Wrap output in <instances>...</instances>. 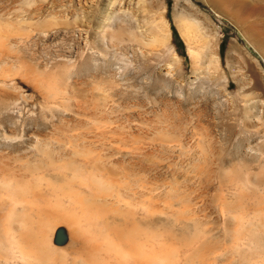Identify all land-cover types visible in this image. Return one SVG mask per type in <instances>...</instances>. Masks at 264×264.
<instances>
[{
    "label": "rangeland",
    "instance_id": "obj_1",
    "mask_svg": "<svg viewBox=\"0 0 264 264\" xmlns=\"http://www.w3.org/2000/svg\"><path fill=\"white\" fill-rule=\"evenodd\" d=\"M138 2L139 4L137 0H0L1 21L11 22L16 25L14 28L17 32H20H6L4 45L8 47L7 52L6 49L5 52L0 50V167L4 164V169L6 164H17L18 167L29 161L44 165L43 172H54L45 163L46 157L41 150L51 151L54 156L63 155L66 141L78 132L89 130L91 125L90 121L82 124L73 115V106L82 102L81 105L86 104V110H90L92 98H107V105H104L103 100L100 107L103 110L101 120L106 125L104 127L110 128V123L112 129L116 127V132L121 128L122 134L130 142H134L136 138L146 140L143 135L148 136L152 131L150 137H154L148 141L153 144L156 132L163 131L168 122V128L164 131L174 134L176 143L182 145L176 152L178 154L159 153L164 158L161 161L163 164L154 157L156 154L145 161L147 170L144 173L148 176L150 174L152 184L155 180L153 209H158V213L157 210H152L153 216L161 219L165 217L164 196L171 186V178L181 180L182 182L177 183L182 191H189L191 195L197 192V199L192 202L196 201L201 207L200 211L203 210V214L200 211L198 213L202 228L213 229L217 236L215 241L225 250L218 256V264H261L264 262V219H261L264 214L255 218L258 216L253 212L254 207L260 208L256 204L259 202L248 197L240 200L238 191L234 192V184L220 187L215 173L220 165L226 168L235 166L240 171H244L243 168L247 166L253 170L261 167L264 170V0ZM158 25L160 29H157ZM118 29L120 37L117 36ZM158 30L166 36L164 43L142 44L141 37H149ZM196 31H200V35L205 33L206 42L196 38ZM23 33V39L20 38L22 42L18 43L20 34ZM115 34L119 38H115ZM191 52H194L195 58ZM196 54L199 55V60ZM84 102L86 103L83 104ZM115 104L118 105L113 106ZM110 107L111 112L108 111ZM243 107L252 110L247 118L243 117ZM106 111L109 113H105ZM155 122L158 129L153 126ZM159 122L166 123L160 125ZM243 122L254 123L256 126L245 130ZM147 125L151 128L148 129ZM138 127L142 128L138 130ZM130 128L131 131L128 130ZM131 132L134 135L129 136ZM206 135H210L209 138ZM211 135L214 137L211 138ZM106 136L108 139L111 135L108 133L105 137H100L101 140L107 141ZM200 141L204 142L205 150ZM120 157L127 161L125 152ZM23 159L25 160L21 162ZM189 159L204 162L210 172L209 182L186 173L185 168L191 162ZM180 163L184 166L187 178L185 175L183 178L181 170H173V167L179 170ZM175 164L177 166H173ZM171 175L173 176L170 178ZM159 185L163 186L158 188ZM220 192L228 201L244 202L240 203L241 206L226 209L229 212L222 213L221 209L224 207L218 199ZM155 199L157 200L154 201ZM4 205L1 210L6 209V204ZM260 205L261 208L264 207L263 203ZM239 207L244 209H237ZM139 212L143 213L142 210ZM228 217L229 221L233 217L240 219L236 220V226L239 225L236 237L226 234ZM260 219L263 221L259 222ZM174 225L169 226L180 230L179 225ZM61 227L63 224H58L51 240L57 247L65 248V245L68 246V237L63 233L64 230L59 232L64 229ZM13 256L15 255L9 256L12 259L8 257V262H13ZM16 258L14 262L18 260Z\"/></svg>",
    "mask_w": 264,
    "mask_h": 264
},
{
    "label": "bare ground",
    "instance_id": "obj_2",
    "mask_svg": "<svg viewBox=\"0 0 264 264\" xmlns=\"http://www.w3.org/2000/svg\"><path fill=\"white\" fill-rule=\"evenodd\" d=\"M141 1L142 0H140V2ZM137 3L139 4L138 0ZM27 18L29 19V17ZM25 22L27 23L29 21ZM9 23L1 21L0 19V50L4 51V49H6V52L8 48L5 47L6 44L4 45V38L7 34L6 32L10 33L16 31L17 34L20 33L19 30L18 33L17 29L14 28V26L16 25L11 24V22ZM157 27V29H160L159 25ZM118 30V34L116 33L117 36L121 34L120 29ZM20 31L22 33V28L20 29ZM24 34L25 33L20 34L21 36L19 37L18 43L22 42L21 40L23 39ZM116 34L114 35L115 38L117 37ZM20 38L22 39L20 40ZM115 38H113V40ZM196 38L205 40L206 35L205 33H203V35H200V31H196ZM137 39L139 38L137 37ZM140 40L143 41L142 44L146 43V45L153 43L161 44L165 42L166 36L164 33L158 30L149 37H141ZM205 42H203V44H205ZM189 51H192V49ZM191 53L193 54L194 52ZM193 55V58H195V54ZM196 56L197 59L200 58L198 54H196ZM38 79L39 78H37V80ZM106 99H103L105 103L103 104L105 106L107 105ZM91 100V107H89L90 110H86V102L83 103L85 105H81L82 102L79 104H75L74 106L71 104L73 108L70 105L73 115L76 116L82 124L90 121L91 125L89 124V130L78 132L73 137H71L69 141H66L67 143L63 145L65 152L63 155L60 154L58 156H54V153H50L51 151L49 152L46 150H41L42 154L46 157L45 163L53 171L55 170L54 172H43L44 165L41 166L36 164L37 162L30 163L29 161L22 165H18V167L17 164H15L16 167H14L15 165L9 166L6 164V169L2 168L5 164L0 167V264H218L217 258L221 254V252H224L225 250L222 249L215 241V239H217V236L214 235L213 229L202 228V221L200 220L201 217L199 218L198 213L202 212L203 210L200 211L201 207L199 208V204H197L196 201L192 202L193 200L197 199V196L195 195L197 193L195 191L196 189L194 190L193 188V191L196 192H193L195 193L194 195H191L189 191H182L177 183L179 181H182L178 179L177 181L175 178L172 179L171 177L173 175H171V186L170 188L168 187L169 190L167 189L168 193L165 194V196L163 195L166 202V208L164 210L165 217L161 219L157 218V216H153L152 210H155L153 209L155 208L153 204V197H156L153 195V191L156 189L155 186L153 187V184H155V180L152 184V177L150 178V174L148 176L147 173H144L145 170H147V164H145V161L148 160L149 156L152 157L153 154H156L157 156L154 157L157 158V161L159 159V161L161 162L164 160V158L159 155V153H171V155H175V153L178 152L182 146L176 143L174 134L169 133L168 131H164L168 128V122L165 125L166 127L163 131L158 130V132H156V136L153 140L155 141V143L152 144L150 143L152 141H148L149 139L151 140L154 137H150L152 131L151 133H149V131L147 132V135L149 133L148 136L143 135L144 137H146V140L144 138V140L141 141L136 138L134 142H130L122 134L123 130L121 128L118 127V132H116V127L115 129H112V125L110 123L108 125L110 126V128L104 127L106 125H103V120H101L103 118V110L100 108L102 107V97L96 96ZM87 104L89 103L87 102ZM110 105L111 103L109 104V106ZM116 105L118 104H115L113 106ZM111 107L110 110L107 109L110 112L112 111ZM108 111H106L105 113H109ZM251 111L252 110L249 107H243V117L247 118L252 113ZM105 113L103 112V114ZM164 119L166 118L164 117ZM198 120L199 118L197 119V121ZM245 120L248 121V119ZM162 123L160 124L159 122L160 125H163ZM155 125L156 122L153 126L157 127L158 129V126ZM196 125L195 127H197ZM242 126L243 129L249 130L250 127L253 128L256 125L254 123L251 124L243 122ZM148 127L149 126L147 125V128ZM141 128H139L138 130H140ZM199 128H197V131ZM120 129L122 130L121 132ZM128 130L131 131V128ZM127 132H125V135ZM205 132L207 131L205 130ZM108 133H110L111 135L109 137L110 139H107L108 136H106L107 141H105L104 139V141L101 140V138L105 137V135H107ZM132 134L133 132H131L129 136H131ZM199 134L201 135V133ZM206 136H208L207 138H209L210 135ZM206 136L204 138H206ZM212 137L214 136L211 135V138ZM210 141L211 140H208V142L212 144ZM209 143H207V145ZM200 144L204 149V142L200 141ZM210 146L208 148H210ZM122 152H125L128 156L126 157L127 161L121 159L120 154H122ZM24 160L25 159L21 160V162ZM183 161L185 162V159H183ZM189 161L191 160L189 159ZM21 162L19 161L18 163ZM176 162L178 161L176 160ZM181 163L179 164V170L174 169V167L173 170H175L176 172H180L181 170L183 172V178L185 176L186 178L188 177L186 173H191L193 174V177L199 176L202 177V179L204 178L205 181L209 182L210 172L209 169L205 166L204 162H199L193 159L189 163L190 165L186 166V173L183 168L184 166ZM184 165L186 164L184 163ZM173 166H177V164ZM46 167L44 168L46 169ZM170 168H172V166ZM243 169L244 171H240L235 166L226 168L220 165L215 175L220 184V187H223L226 184L227 186L230 184H234V192H236V190L238 191L240 200L248 197L255 200L256 202H259L256 204H258L257 206H260V208L256 209V207H254L255 210L253 211L255 212L254 214L258 216L255 218H259V216H263L264 214V207L261 208L260 205V203H263L264 205V170L262 167L257 170H253L248 166ZM174 173L175 172H173L172 174ZM153 176L155 177V175ZM166 176L168 177V175ZM191 177L192 176H190L189 178ZM214 177L215 176H213V178ZM164 180L163 182H165ZM166 180L168 181L169 179L167 178ZM156 181L158 180L156 179ZM186 183H184L185 187ZM199 185H201V183ZM161 186L159 185L158 188H160ZM166 187L164 186V188ZM227 189H229V187ZM218 191L220 190L218 189ZM230 192L233 193V191ZM159 193L157 195H159ZM225 194L226 193H224V195ZM200 195L203 194L200 193ZM163 196L161 195V197ZM235 196L236 195H234V197ZM5 198L6 201H4ZM218 199L221 205L224 207H222L223 210L220 207L221 211H223L222 213H224L225 211L227 212L232 207H237V205L241 206L240 203L242 202L243 204L244 202H240L239 200L233 202L228 201L221 192L218 195ZM156 200L157 199H155L154 201ZM248 202L250 201L248 200ZM248 202H245V204H247ZM4 204H6V209L1 210V207H3ZM243 207H239L237 209L240 210ZM3 208H5V205ZM156 208H158V206ZM140 210H142L143 213H140ZM156 210V213H158V209ZM261 219H264V216ZM261 219L259 222L263 221H261ZM236 220L240 219H235V217H233V219L229 221L228 217L226 234L229 237H234L236 234H238L236 233V231L238 232L239 229L237 230V228L239 227V225L236 226ZM252 221L254 222L255 220ZM58 224H63L64 227V229H61L63 227L58 228L61 229V231L59 232L62 233V230H64L65 232L63 233H66L68 237V240L66 241V244L68 243V246L65 245V248H60L59 246L57 247V245H54L51 240V238H53L54 236L53 231L58 227ZM172 224H175L174 227L176 225H179L180 230L178 228L177 230L175 228L172 229L170 227ZM263 224L264 223H262V225ZM253 229H255V227ZM244 231L247 232V230ZM9 254L11 256L15 255L13 256V262H8L7 259H12V257H9ZM16 257L18 258V260L14 262V258Z\"/></svg>",
    "mask_w": 264,
    "mask_h": 264
}]
</instances>
